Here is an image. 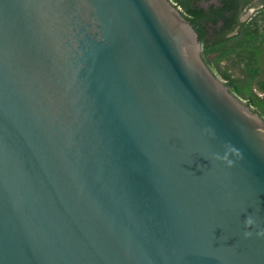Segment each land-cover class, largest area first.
<instances>
[{
	"label": "water",
	"instance_id": "1",
	"mask_svg": "<svg viewBox=\"0 0 264 264\" xmlns=\"http://www.w3.org/2000/svg\"><path fill=\"white\" fill-rule=\"evenodd\" d=\"M201 50L171 0H0V264H264V118Z\"/></svg>",
	"mask_w": 264,
	"mask_h": 264
},
{
	"label": "trees",
	"instance_id": "2",
	"mask_svg": "<svg viewBox=\"0 0 264 264\" xmlns=\"http://www.w3.org/2000/svg\"><path fill=\"white\" fill-rule=\"evenodd\" d=\"M171 2L198 33L201 56L211 71L264 118V0ZM230 67L237 69L238 75Z\"/></svg>",
	"mask_w": 264,
	"mask_h": 264
},
{
	"label": "clouds",
	"instance_id": "3",
	"mask_svg": "<svg viewBox=\"0 0 264 264\" xmlns=\"http://www.w3.org/2000/svg\"><path fill=\"white\" fill-rule=\"evenodd\" d=\"M255 224V220L251 217V216H248L246 219H245V227H249V226H252ZM245 235L246 236H250L252 235V233L249 231V232H245ZM258 235H261V236H264V231H261L258 233Z\"/></svg>",
	"mask_w": 264,
	"mask_h": 264
},
{
	"label": "rangeland",
	"instance_id": "4",
	"mask_svg": "<svg viewBox=\"0 0 264 264\" xmlns=\"http://www.w3.org/2000/svg\"><path fill=\"white\" fill-rule=\"evenodd\" d=\"M202 5H205V3H202ZM253 8L252 9H250V10H248L247 12H245L244 14H242V19H246L253 11ZM228 63V62H227ZM222 66H225L226 64H225V62H223L222 64H221ZM228 65H229V63H228ZM230 71L231 72H233V74L234 75H238V70L237 69H235V68H233V67H230ZM220 76V75H219Z\"/></svg>",
	"mask_w": 264,
	"mask_h": 264
}]
</instances>
